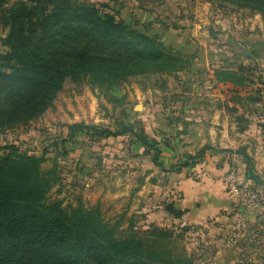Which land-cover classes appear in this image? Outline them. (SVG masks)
<instances>
[{
	"label": "rangeland",
	"instance_id": "rangeland-1",
	"mask_svg": "<svg viewBox=\"0 0 264 264\" xmlns=\"http://www.w3.org/2000/svg\"><path fill=\"white\" fill-rule=\"evenodd\" d=\"M87 1L98 7L105 5L103 10L117 21L148 36H158L164 45L187 59V67L172 74L137 75L102 87L85 81L75 86L66 81L45 114L25 125L0 129V156L6 153L4 147H15L29 156H44L40 171L51 183L47 202L96 210L102 222L117 229V237L126 236L130 227L145 231L148 225H154L172 231L170 247L190 256L193 264L217 263L211 251L215 238L226 247L221 258L229 255L230 264H264V222L251 220L250 214L237 221L229 237H217L208 227L183 232L186 225H172L169 220L151 223L146 217L159 210L170 214L164 204H174L175 200L167 194L155 202L149 189L166 187L170 177L166 173L189 170V166H183L191 163L184 151H199L202 145L208 147L207 151H229L220 148L218 130L222 124L230 132L232 151L258 146L252 132L264 126V17L207 0ZM6 34L0 32L2 54L7 51L1 44ZM244 49L254 56L243 57ZM237 67L244 69L240 73L242 87L231 84L228 88L229 83L216 81L215 70L236 71ZM256 98L259 102L252 100ZM223 104L226 106L222 110ZM211 106L215 110L218 107L219 112L197 113L209 111ZM197 115L203 116L194 120ZM211 116L218 124L210 123ZM75 123L113 132L127 128L131 132L108 138L79 134L74 140H66L68 126ZM211 127L217 129L213 146L208 144ZM243 130L246 132L239 134ZM136 134L158 147V160L165 172L152 164L151 154H145ZM244 155L255 167V160ZM237 157L243 160L241 167L247 159L243 154ZM230 167L236 174V163ZM237 183L255 196L253 200L236 199L242 202L238 205L257 206L260 186Z\"/></svg>",
	"mask_w": 264,
	"mask_h": 264
},
{
	"label": "trees",
	"instance_id": "trees-1",
	"mask_svg": "<svg viewBox=\"0 0 264 264\" xmlns=\"http://www.w3.org/2000/svg\"><path fill=\"white\" fill-rule=\"evenodd\" d=\"M207 1L264 17V0ZM104 7L87 0H0V32H7L1 39L7 51L0 53V129H13L45 114L66 81L102 87L187 67V59L158 36L117 21ZM225 70L214 71L216 81L243 86L242 67ZM67 132L66 140H74L79 134L108 138L131 131L75 123ZM134 136L145 154H151L152 164L165 172L158 147L143 135ZM2 150L0 264H193L190 256L171 248L172 231L148 225L145 231L130 227L126 236L117 237V229L102 222L96 210L48 203L51 183L40 171L44 156L21 154L15 147ZM207 150L203 146L189 155L191 163L183 166L193 167ZM238 154L247 159L244 152ZM246 172L257 181L250 166Z\"/></svg>",
	"mask_w": 264,
	"mask_h": 264
},
{
	"label": "crops",
	"instance_id": "crops-1",
	"mask_svg": "<svg viewBox=\"0 0 264 264\" xmlns=\"http://www.w3.org/2000/svg\"><path fill=\"white\" fill-rule=\"evenodd\" d=\"M229 85L231 84H227V87L231 88ZM225 106L226 104H223L221 109L223 110ZM217 108L215 110L212 109L211 106L208 109L209 111H205L202 108L203 110L197 111V113L207 115L210 114V111L212 110L214 113H217L219 112ZM202 116L197 115L194 117V120H197ZM210 123L218 124V120L215 119V116H211ZM218 132L221 137L220 148L229 151H205L203 157L197 161L193 167H190L189 170L182 168L178 173H166V175L170 176L168 177L169 182H167V186L162 187V185H157L149 190L150 192H153L152 198L155 202L169 194L175 202L174 204L165 203V211H168L166 209L167 205L172 204L175 214L168 211L170 214L165 215L164 211H155L146 216L149 222L153 223L160 220H169L172 225L184 223L186 227L190 229L208 227L215 235L220 234L221 236L224 235V237L230 236L231 230H234L235 228L234 225L237 221H242L246 214H250L249 218L251 220L255 218L258 223L264 222V126L263 128L262 126L255 128L252 132L255 136L253 137V140L258 142V146H255L252 149L246 148L245 151L244 149L243 151H240L245 152L244 154L251 156V159L255 160V167H252L253 161H251V163L245 162L243 163L244 165L242 164L240 167L239 163L243 162V160L239 161V158L237 157L239 151H232L231 149L232 147L228 139L230 134L229 130L225 128L224 124H222V129L218 130ZM244 132H246V130L239 132V134ZM209 134L211 144H208L213 146V141H215L217 137V129L211 127ZM198 140L199 139H196L195 141ZM196 152L198 151H184L185 155L188 156L194 155ZM232 162L236 163L237 182L242 183L245 186H252L255 184L260 186L261 196L257 206L252 207L251 205H247L246 208H243L238 205L240 203H237L239 200H234L227 194L225 185L222 182V177L230 168ZM249 166L252 168V174L257 177V181H253L248 177L249 174L246 172V168ZM165 181H167V178ZM241 201L243 200L241 199ZM240 204H242V202ZM156 207L157 210L160 209V206ZM177 214H180L179 218L176 217ZM215 239V242L212 243L214 248L211 249V251L212 253L214 252L217 257H215L217 260L216 264H230L232 260L229 255H224V259L221 258L222 248L224 250L226 247H223L222 243L217 241L218 238ZM227 248V252H230V248Z\"/></svg>",
	"mask_w": 264,
	"mask_h": 264
},
{
	"label": "built area",
	"instance_id": "built-area-1",
	"mask_svg": "<svg viewBox=\"0 0 264 264\" xmlns=\"http://www.w3.org/2000/svg\"><path fill=\"white\" fill-rule=\"evenodd\" d=\"M222 182L225 185L227 194L233 199H244L249 197L255 199V196L247 191L246 187H241L236 180L235 169L230 167L228 171L223 175ZM184 223H180L179 226H184Z\"/></svg>",
	"mask_w": 264,
	"mask_h": 264
},
{
	"label": "water",
	"instance_id": "water-1",
	"mask_svg": "<svg viewBox=\"0 0 264 264\" xmlns=\"http://www.w3.org/2000/svg\"><path fill=\"white\" fill-rule=\"evenodd\" d=\"M254 56V54H251L249 51L247 50H243V57H247V58H252ZM166 209L171 212L172 214H175L174 213V210H173V205L172 204H168Z\"/></svg>",
	"mask_w": 264,
	"mask_h": 264
}]
</instances>
